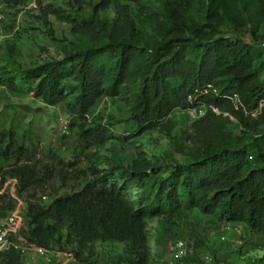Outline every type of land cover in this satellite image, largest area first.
I'll return each instance as SVG.
<instances>
[{
    "label": "trees",
    "instance_id": "obj_1",
    "mask_svg": "<svg viewBox=\"0 0 264 264\" xmlns=\"http://www.w3.org/2000/svg\"><path fill=\"white\" fill-rule=\"evenodd\" d=\"M74 1L82 4L84 0ZM206 1L207 19L214 23L209 27H223L225 19L242 27L241 19L227 12V0ZM19 3L20 0H0L5 15L8 6ZM38 5L44 18L54 15L70 23L72 33L88 38L90 45L61 61L26 70L19 77L0 83L14 90L30 87L35 98L46 105L64 107L83 122L79 125V143L90 147L104 143L111 134L101 125L86 129L88 114L100 98L117 97L122 86L140 74L132 116L140 133L152 130L177 109L204 108L205 115L193 121L188 136L199 156L175 165L168 178L155 182V196L152 200L147 198L151 203L146 214L115 184L114 175L140 177L144 183L150 174L123 166L100 173L94 166L88 172L81 170L75 162H69L67 168L44 164L35 146L18 144L10 130L1 134L0 141V216H9L15 209L14 196L26 195L27 229H22L21 234L30 244L50 251L66 228L68 237L80 247L76 252L80 261L83 248L101 242L125 244L135 256L131 264H147V215L172 214L183 209L197 208L208 216L219 213L226 222L244 223L264 235V135L243 147H232L224 136L227 120L214 111L227 110L247 128L253 127L247 120L264 102V84L255 67L254 46L239 37L209 41L187 38L186 32L201 28L188 16L190 3L175 0L164 9L168 24L165 34L170 40L151 48L138 63L142 53L138 48L139 33L132 21L118 16L110 22L98 16L110 8V0H102L93 17L82 22L62 18L43 0H38ZM243 8L248 19H252L254 11L264 13V0H244ZM254 124L257 127L260 121L257 119ZM9 180L13 181L12 187ZM46 187L55 195L44 207L37 191ZM63 189L67 191L60 194ZM21 256L13 250L0 251V264H20Z\"/></svg>",
    "mask_w": 264,
    "mask_h": 264
},
{
    "label": "rangeland",
    "instance_id": "obj_2",
    "mask_svg": "<svg viewBox=\"0 0 264 264\" xmlns=\"http://www.w3.org/2000/svg\"><path fill=\"white\" fill-rule=\"evenodd\" d=\"M102 0H43L52 5L62 18L77 22L93 17L95 7ZM175 0H110V8L98 16L113 22L118 16L132 21L139 33L137 62L145 58L151 48L168 42L165 31L167 21L165 5ZM190 3L188 16L201 31L186 32L195 41H209L219 37L244 39L256 50V65L260 70V82L264 84V13L248 19L243 8L244 0H227V12L241 19L238 28L225 19L220 28L208 20L206 0H185ZM0 34V80L19 77L26 70L53 61H61L68 54L84 50L90 45L86 37L74 35L70 23L49 15L42 16L38 0H20L18 5L8 6ZM251 12V9L249 10ZM247 16V17H246ZM204 27V28H203ZM255 31V34L253 32ZM99 42L98 44H102ZM141 83L140 74L122 86L115 98L102 97L87 116L86 129L101 125L111 134L104 143L84 147L79 143V125L83 122L72 117L62 106H48L36 99L30 87L14 90L0 83V141L1 134L14 131L18 144H33L40 161L55 167L67 168L69 162L88 172L91 166L100 173L117 166L131 168L137 173L150 174L144 183L141 178H123L115 174V184L122 189L136 208L150 212L155 196V182L169 177L173 167L199 156L189 134L192 117L187 110L177 109L152 130L140 133L133 120V106ZM227 120L224 136L232 147H243L264 135V102L247 120L253 125L247 128L240 118L227 110L217 111ZM247 115V116H246ZM248 117V114H245ZM260 121L256 127L255 120ZM256 127V128H255ZM6 142V140H3ZM251 162L254 164L255 160ZM138 167H134V164ZM70 170V168H69ZM9 186L13 181L9 180ZM67 190L63 189L60 194ZM12 195L15 190L12 189ZM55 193L51 188L37 191L39 202L47 207ZM13 200L22 229H27L28 197ZM149 257L147 264H169L170 249L177 241L187 245L189 257L182 264H264V235L254 232L244 223H229L220 214L204 215L197 208L183 209L172 214L146 217ZM80 250L77 241L68 237L66 228L56 238L51 250L37 248L22 254L20 264H131L135 256L122 243L97 242L83 248L82 261L76 258Z\"/></svg>",
    "mask_w": 264,
    "mask_h": 264
},
{
    "label": "built area",
    "instance_id": "obj_3",
    "mask_svg": "<svg viewBox=\"0 0 264 264\" xmlns=\"http://www.w3.org/2000/svg\"><path fill=\"white\" fill-rule=\"evenodd\" d=\"M4 6L0 4V34L2 33L1 24L5 21ZM262 104V103H261ZM260 104V106H261ZM217 113V110H214ZM189 115L193 120L202 118L205 115L204 108H189ZM22 226L15 213L9 216H0V251L5 252L13 250L19 254H25L28 251L35 250L38 247L30 244L21 234ZM42 249V248H40ZM187 245L182 241H177L170 249L171 262L169 264H182L189 257Z\"/></svg>",
    "mask_w": 264,
    "mask_h": 264
}]
</instances>
